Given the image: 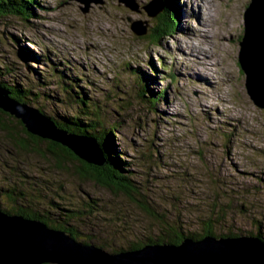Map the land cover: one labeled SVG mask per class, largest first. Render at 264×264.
I'll use <instances>...</instances> for the list:
<instances>
[{"label":"rangeland","instance_id":"374dc122","mask_svg":"<svg viewBox=\"0 0 264 264\" xmlns=\"http://www.w3.org/2000/svg\"><path fill=\"white\" fill-rule=\"evenodd\" d=\"M40 1L44 11L37 12V18L30 22L18 16L0 18V60L21 58L20 46L35 52L51 51L71 72L76 69L82 73L89 82L85 87L91 93L95 91L92 95L97 99L115 77L125 86L124 91L129 89L132 80L125 69L127 65L148 69L149 60H153L158 71H162L163 64L168 66L176 80H157L159 88H168L166 103L147 112L132 100L130 108L122 112L124 121L116 131V143L126 154L123 158L130 165L127 169L151 188L157 205H161L158 199L168 201L166 207L170 206L172 194L182 193L189 198L205 194L204 174L208 169L216 180L218 173L229 177L228 182L234 187L226 188L228 194L230 190L250 188L252 191L241 199L252 201L254 208L264 214V186L258 185L255 193L252 186L256 181L237 175L264 174V110L249 98L246 78L238 64L244 15L250 0H179L177 26L171 33L166 32L159 44L153 41L152 45L147 36L137 37L130 29L132 22H141L151 30L155 21L143 10L151 0H131L139 12L128 9L122 0H90L87 8L79 0ZM29 65L24 69L25 86L35 85L34 79L38 78L32 69L46 71L38 63ZM129 93L133 97L134 92ZM115 100L123 107L127 97L121 93L120 99ZM224 124L234 131L228 147L220 131H227L228 125ZM152 142L157 151L150 148ZM198 148L201 156L194 152ZM11 151L0 158L13 157L17 168L32 177L34 171L45 172L39 156H17ZM144 153H151L152 160H162L158 169L153 166L149 171L143 167ZM6 171L0 167L4 183L10 179ZM185 201L184 198L180 203ZM259 222L264 227L263 217H259Z\"/></svg>","mask_w":264,"mask_h":264},{"label":"trees","instance_id":"16d2710c","mask_svg":"<svg viewBox=\"0 0 264 264\" xmlns=\"http://www.w3.org/2000/svg\"><path fill=\"white\" fill-rule=\"evenodd\" d=\"M178 1L163 0L165 10L151 30L149 28L146 37L151 45L153 41L159 44L161 37L177 26ZM40 2L0 0V18L18 16L30 22L37 18V12L44 11ZM18 41L20 44L21 39ZM20 47L21 58L0 60V86L16 101L50 118L59 129L94 139L102 150L106 166L87 165L64 147L19 132L0 119V156L11 150L17 156L31 153L40 157L44 163L41 170L45 171H34L32 177L30 173L20 171L10 155L7 160L0 158L2 171L6 169L10 177L5 183L3 176L0 178V208L3 212L40 221L70 234L77 242L93 245L108 254L132 252L154 245H179L185 239L199 241L206 236L217 239L252 236L264 243V227L259 222V217L264 219V214L254 208L252 201L241 199L244 193L252 190L243 187L239 191L230 190L231 194H228L226 188L229 185L234 187L228 182V176L222 177L218 173L219 180H216V176L203 166L207 171L204 174L207 181L205 194L193 198L182 193L181 196L172 194L170 206L166 207L168 201L158 199L161 205H157L151 188L145 187L127 169L130 165L123 158L126 154L116 143V131L124 121L122 112L130 108L132 100L138 101L136 106L147 112L166 103L168 88H159L157 80H176L168 66L163 64L162 71H158L153 60H149L148 69L127 65L125 69L132 80L129 89L124 91L125 86L115 77L107 83L104 95L97 99L92 95L95 91L91 93L85 87L89 82L82 73H77L76 69H72L75 73L71 72L57 54L54 56L46 49L35 52ZM25 61L28 63L24 64ZM30 62L42 65L46 71L32 69V74L38 78L34 79L35 85L25 86L22 84L26 78L24 69L30 67ZM48 84L52 87L48 88ZM131 90L133 97L129 93ZM121 93L127 97L123 107L114 103L115 99H120ZM220 131L225 147H228L234 131H230L229 125L227 131ZM151 144L150 148L157 151L158 147L153 142ZM194 152L202 155L200 148ZM141 156V164L149 171L162 164L160 159L152 160L151 153ZM163 166L167 165L163 163ZM237 175L255 180L256 184L252 186L255 193L258 185L264 186L262 173L237 172ZM184 198L185 203H180ZM189 199L190 203L187 202ZM246 216L249 217L245 219Z\"/></svg>","mask_w":264,"mask_h":264},{"label":"water","instance_id":"95a60500","mask_svg":"<svg viewBox=\"0 0 264 264\" xmlns=\"http://www.w3.org/2000/svg\"><path fill=\"white\" fill-rule=\"evenodd\" d=\"M79 1L86 8L90 2ZM122 2L131 11L139 12L133 1ZM143 10L155 21L165 4L163 0H151ZM130 29L137 37L148 35L147 24L132 22ZM239 45L238 64L246 78L247 94L256 107L264 110V0H250ZM0 119L19 132L64 147L87 165L106 166L94 139L59 129L50 118L16 101L1 86ZM0 264H264V243L252 236H206L199 241L185 239L179 245H154L108 254L40 221L10 215L0 208Z\"/></svg>","mask_w":264,"mask_h":264},{"label":"bare ground","instance_id":"6f19581e","mask_svg":"<svg viewBox=\"0 0 264 264\" xmlns=\"http://www.w3.org/2000/svg\"><path fill=\"white\" fill-rule=\"evenodd\" d=\"M191 43V42H190Z\"/></svg>","mask_w":264,"mask_h":264}]
</instances>
